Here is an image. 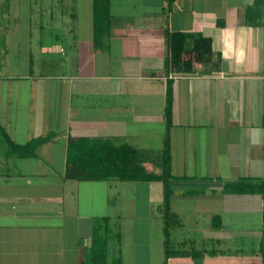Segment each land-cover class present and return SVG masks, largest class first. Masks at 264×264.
<instances>
[{"label":"crops","instance_id":"0c3cea01","mask_svg":"<svg viewBox=\"0 0 264 264\" xmlns=\"http://www.w3.org/2000/svg\"><path fill=\"white\" fill-rule=\"evenodd\" d=\"M253 2L110 0L109 34L95 46L92 0H0V127L9 140L0 135V264H89L104 217L107 264L158 263L160 181L65 174L69 139H108L142 150L146 172L160 175L151 158L163 145L169 83L174 228L202 241V264H264L262 198L224 192L226 183L264 181V25L246 23ZM167 32L209 38L207 61L166 70ZM39 138L47 140L26 156L12 147ZM189 237L171 241L196 245Z\"/></svg>","mask_w":264,"mask_h":264},{"label":"trees","instance_id":"16d2710c","mask_svg":"<svg viewBox=\"0 0 264 264\" xmlns=\"http://www.w3.org/2000/svg\"><path fill=\"white\" fill-rule=\"evenodd\" d=\"M172 0H167L170 5ZM109 2L110 0H92L93 15V44L100 46L104 38L109 34ZM264 13V0H254L250 7L246 8L245 19L247 25H264V19L260 22V16ZM167 54L164 60L166 70L174 72L182 71L184 73L193 72L194 69L207 61L211 54V41L209 38L197 36L195 34H186L180 32H167L165 36ZM171 103L172 92L171 84H167L166 103L164 109V119L166 131L163 138L161 151L156 159L161 164L160 175L146 172L143 164L149 161L142 150H138L130 145H115L108 139H69L67 143V169L66 178L74 180H107L114 178L118 181H160L163 185V200L160 205L163 219V264H167L170 257L177 256L171 249L173 242L169 236V223L173 217L169 213L170 192L167 189L169 180L174 179L170 172V153L167 130L171 124ZM0 135L9 142L7 135L0 127ZM46 138H39L29 142L27 145L17 147L12 145L15 151H24L28 155L29 147L33 150ZM10 145V144H9ZM29 146V147H28ZM31 153V151H30ZM224 192L227 194H257L262 198V222L264 226V181L246 179L234 183H226ZM215 218L212 220L213 226L218 227ZM176 226V222H173ZM108 219L100 218L94 222L92 229L91 247L88 252L89 264H107L108 246L112 240ZM115 241H119L118 233L115 235ZM184 247L183 244H181ZM182 252L177 250V253ZM206 252V251H205ZM187 256L192 257L194 264H202L203 251H197L191 248L185 251Z\"/></svg>","mask_w":264,"mask_h":264},{"label":"rangeland","instance_id":"374dc122","mask_svg":"<svg viewBox=\"0 0 264 264\" xmlns=\"http://www.w3.org/2000/svg\"><path fill=\"white\" fill-rule=\"evenodd\" d=\"M157 213H158V211H157ZM157 220L153 219L152 222L153 223H157L158 222V223H161V225L163 224V219L158 214H157ZM173 222H175L174 219H172L171 221L168 220V223L170 224L169 225L170 232L173 231V233L171 235V239H172L173 242H175L178 238H181V236H185V235H189L190 236L189 238H195L196 239V242H197L196 245H186L184 247H180L182 245L177 246L178 244L177 245L175 244V245H173V247H171V249L174 250L176 252V255H177L174 258L175 260L173 259V261H175L174 264L175 263H178V261H187L188 262L187 264H189L192 260L187 257V255L185 254V251L186 250H189L190 251L191 250L190 248L198 249V247L201 246L202 241L201 240H197L198 237H196L194 235V232L193 231H192V233L190 232L191 229H188L189 231L186 230V229H181V230L178 229V228L175 229L174 228V225H173ZM161 235H162V232H161ZM237 239L240 240L241 238H237ZM197 244H199V246ZM238 248H240V247H238ZM177 250H181L182 252L177 253ZM223 254H224L225 257L228 256V252H225ZM229 254L231 255L232 253H229ZM115 255H116V253H115ZM108 260H109V258H108ZM157 262H158L157 264H159V262H160V264H163V256L162 255H161V258Z\"/></svg>","mask_w":264,"mask_h":264}]
</instances>
